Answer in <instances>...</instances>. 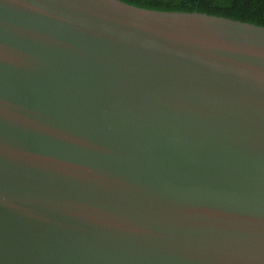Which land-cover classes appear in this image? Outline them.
Masks as SVG:
<instances>
[{
	"label": "water",
	"instance_id": "obj_1",
	"mask_svg": "<svg viewBox=\"0 0 264 264\" xmlns=\"http://www.w3.org/2000/svg\"><path fill=\"white\" fill-rule=\"evenodd\" d=\"M0 264H264V26L0 0Z\"/></svg>",
	"mask_w": 264,
	"mask_h": 264
},
{
	"label": "trees",
	"instance_id": "obj_2",
	"mask_svg": "<svg viewBox=\"0 0 264 264\" xmlns=\"http://www.w3.org/2000/svg\"><path fill=\"white\" fill-rule=\"evenodd\" d=\"M157 10L198 11L264 26V0H121Z\"/></svg>",
	"mask_w": 264,
	"mask_h": 264
}]
</instances>
